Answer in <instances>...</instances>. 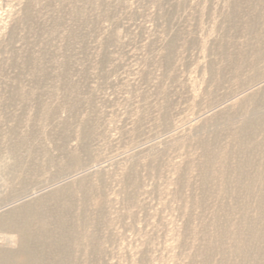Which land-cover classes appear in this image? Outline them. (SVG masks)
<instances>
[{
    "label": "rangeland",
    "instance_id": "374dc122",
    "mask_svg": "<svg viewBox=\"0 0 264 264\" xmlns=\"http://www.w3.org/2000/svg\"><path fill=\"white\" fill-rule=\"evenodd\" d=\"M263 173L264 0H0L2 254L264 264Z\"/></svg>",
    "mask_w": 264,
    "mask_h": 264
},
{
    "label": "bare ground",
    "instance_id": "6f19581e",
    "mask_svg": "<svg viewBox=\"0 0 264 264\" xmlns=\"http://www.w3.org/2000/svg\"><path fill=\"white\" fill-rule=\"evenodd\" d=\"M253 122V121H252ZM252 122H248L249 125L251 124L252 125ZM260 171V170H259ZM262 174V173H261ZM262 179H264V173L263 175L261 176ZM260 178V176H259ZM249 186V185H248ZM251 187V186H250ZM249 188V187H248ZM250 191V190H249ZM262 191V190H261ZM261 196V195H260ZM20 227H25V224L24 223H21L20 224ZM255 231V230H254ZM257 233V232H255ZM260 233V232H259ZM251 234V232H250ZM253 235V234H252ZM256 236H259V235H256ZM238 240H240L239 236L237 237V242ZM242 240V239H241ZM259 240V239H258ZM239 243V242H238ZM242 245V244H241ZM246 245V244H245ZM261 245V244H260ZM262 246V245H261ZM236 247V246H235ZM245 247V246H244ZM27 245H26V241L23 240V243H22V248L20 249L19 253H20V259L19 260H16L15 258H17V253H14V252H11L9 251L8 253H4L2 254L0 252V264H28L27 263V260H29L30 258H33V255L30 254L29 255V252H28V249H27ZM237 248V247H236ZM263 249V248H262ZM246 252V251H245ZM255 253V251H253ZM260 252V251H259ZM17 254V255H16ZM15 255V256H14ZM261 259V258H260ZM247 261V260H246ZM33 264H38V263H35V262H32ZM261 263V262H260ZM247 264V263H246ZM262 264V263H261Z\"/></svg>",
    "mask_w": 264,
    "mask_h": 264
}]
</instances>
